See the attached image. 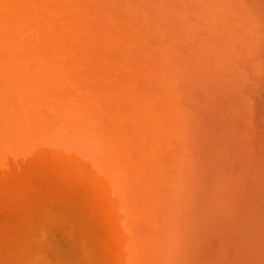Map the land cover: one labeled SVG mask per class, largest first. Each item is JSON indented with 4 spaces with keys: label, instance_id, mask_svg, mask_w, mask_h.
<instances>
[{
    "label": "rangeland",
    "instance_id": "rangeland-1",
    "mask_svg": "<svg viewBox=\"0 0 264 264\" xmlns=\"http://www.w3.org/2000/svg\"><path fill=\"white\" fill-rule=\"evenodd\" d=\"M220 1L237 82L189 88L176 113L160 64L176 59L146 20L186 0H0V264H49L51 249L66 264L244 260L262 209L264 0Z\"/></svg>",
    "mask_w": 264,
    "mask_h": 264
},
{
    "label": "bare ground",
    "instance_id": "bare-ground-1",
    "mask_svg": "<svg viewBox=\"0 0 264 264\" xmlns=\"http://www.w3.org/2000/svg\"><path fill=\"white\" fill-rule=\"evenodd\" d=\"M201 1L186 0V7L183 8L180 4L177 10H173L176 13L172 17L171 14L168 18L161 14H155L146 20L149 32H146L145 39L157 40L164 46L170 45L176 59V65L172 59L169 65L166 62L160 63L162 67L170 70L173 85L169 87L168 72H166V78L165 76L159 77L160 98L167 100V88L169 87V100L176 109V113L181 106L186 107L188 105L189 94L192 96L195 94L197 97H208L209 95L216 98L218 95L222 96L224 86L226 89L233 88V83L237 82L238 79L239 65L237 53L234 52V48L236 51L238 44V41H234V39L238 38L231 34L229 40V27L232 20L229 16H225L221 1L212 2L209 8L207 4L211 0L209 2L204 0L206 5L203 8H201ZM122 2H125V0H121ZM236 2L237 0H235ZM142 3L145 4V2ZM91 9L96 11L98 8L97 6L92 8L91 6ZM236 12L239 16V12ZM125 17L127 18H125V23L128 26L129 33V28L133 24L132 33L128 36L129 40L127 41L139 42L140 37H136L137 29L134 26V24L137 26V23L139 26L138 18L134 15L135 19L130 13L126 14ZM152 24L167 27V30L163 28L162 31L154 28ZM180 85H183L182 90H179ZM189 88H192L193 92L190 90L191 93L188 94ZM209 88L213 89L208 91ZM214 90H216V94H214ZM217 107H210L206 114L208 113L209 117L214 119ZM213 123L215 121L210 124L213 125ZM200 125L201 123L198 124V129ZM261 167L262 173H259L261 178L258 180L259 186L256 187V196L262 205L261 214L247 229V253L243 256L245 258L240 264H264V161L261 162Z\"/></svg>",
    "mask_w": 264,
    "mask_h": 264
},
{
    "label": "water",
    "instance_id": "water-1",
    "mask_svg": "<svg viewBox=\"0 0 264 264\" xmlns=\"http://www.w3.org/2000/svg\"><path fill=\"white\" fill-rule=\"evenodd\" d=\"M31 211V210H30ZM31 213H35L34 211H31ZM36 214V213H35ZM39 217V216H38ZM46 239V238H45ZM46 241L49 243L51 242L50 240H47ZM50 249V248H49ZM51 256H52V259L53 260H50L49 261V264H66L62 258V253H59V252H56L54 251L53 249H51Z\"/></svg>",
    "mask_w": 264,
    "mask_h": 264
}]
</instances>
